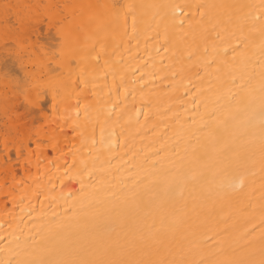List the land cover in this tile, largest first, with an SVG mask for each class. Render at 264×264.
<instances>
[{"label": "snow or ice", "instance_id": "snow-or-ice-1", "mask_svg": "<svg viewBox=\"0 0 264 264\" xmlns=\"http://www.w3.org/2000/svg\"><path fill=\"white\" fill-rule=\"evenodd\" d=\"M51 7V6H49ZM64 9H72L69 16L58 13L63 19L56 20L49 14L47 23L55 27L59 36V47L55 45L48 48L39 45V42L29 43L27 32L35 31L41 20V13L30 14L25 17L19 4L9 2L0 3V19L4 23L3 40L5 52L14 56L20 65L23 76H20L12 67L0 69L5 81L4 88V114L9 112L19 113L16 99L23 97L25 112L28 109H39L40 101L52 93L53 118L52 122L59 128V135L67 138L65 127H70L74 138H78L81 148L89 142L96 147V127H100V144L108 141L109 150L115 134V125L121 120L131 123V112L138 117L141 113L135 108L129 110L127 101L131 95L144 93L150 89L151 80L159 78L161 82L168 80L167 75H159L153 56L147 51L150 42L155 41V54L160 56L161 50L171 53L170 61H180L179 71L176 63L167 66L173 81L181 73L192 72L200 76V68L216 67V84L214 88L205 90L202 84L193 82L191 76L181 77L192 84V88L185 86L186 96H192L191 104L193 117L191 124L180 129L185 143V153L192 148L193 160L183 172L174 174L173 178L163 187L153 185L152 190H158L160 198L159 217L141 216L145 203L135 193L132 196L124 192H111V199H100L99 190L94 183L93 172L96 168L95 161L90 165L84 159L77 163V154L80 148L69 149L64 153L58 135L47 136L41 139L40 131L26 132L18 121L24 119L20 113L13 118L15 127L5 123L2 134L5 138V148L8 139L12 137L16 148L17 159L25 161V169L30 172L28 164L32 158L38 159V154L43 155L47 149L60 152L62 156L72 155V163L65 162L63 178L57 181L51 178L47 185L39 187L33 194L40 204V215H34L36 208L31 204L33 197L24 196L20 204L27 201V215L32 219L35 235H25L23 229L19 234L16 230L0 235L4 244L0 247V264H264V195L261 196L258 211L260 214L259 237L255 238L256 228H237L235 225L224 229L225 239L220 240L214 247H206L207 241L201 238L202 229L205 227L201 221L202 215H207L205 209L195 202L189 207L184 198L185 188L191 184L203 185L207 176L203 171L197 172L195 162L201 157L197 155L194 145H200L202 139L218 140L223 136L218 113L231 112L233 102L239 105L247 101L248 112L245 120H240L239 114L232 117L231 127L225 122L223 131L232 137V144H225L218 154V170L227 173L226 178L220 183L219 188L229 202L235 204V215L242 218L245 224H252L254 217L250 215L253 201L242 195L246 185L248 170L246 167H237L231 170L236 161L242 159L238 151V142L249 135V126L252 120L259 119L260 124V168L264 172V0L259 3L247 4H124L112 3L108 5H71L66 4ZM76 9H80L79 13ZM84 9H97L88 15L89 22L101 21L108 17L110 23L104 25L97 23L95 28L88 29L84 24H75L77 15L83 17ZM195 9V13H193ZM179 13V14H178ZM186 16L189 20H196V26L190 25L192 42L185 43L183 50L176 40L172 39L175 29L184 28L185 21L180 17ZM15 17V24L10 21ZM179 19V24L176 21ZM36 23H32V21ZM161 29L163 30L161 32ZM163 36V43L161 37ZM188 33L181 38L186 41ZM135 41V49L140 50L143 42L145 55L137 57L132 55L131 42ZM38 45V46H37ZM67 49V51H66ZM70 51V54H69ZM127 52L128 59L124 53ZM231 56V59L228 57ZM143 59V64L137 63L135 68L129 67L132 60ZM164 57L161 56L163 61ZM42 63L51 71L59 70V75L49 79L48 86L41 83L44 75H36L37 64ZM31 65V66H29ZM55 65V69L52 66ZM129 73L132 79H128ZM75 76L76 79L72 80ZM103 76L112 77L109 95L115 91L117 100L110 101L111 107H93L91 104H82L79 96L76 103L70 105L63 113L60 112L58 96L61 77L80 87L81 92L89 85ZM202 80V77H201ZM118 81V83H117ZM140 87L137 88L136 85ZM169 87H175L170 83ZM235 88L231 96L228 93ZM195 89L196 94H193ZM75 90V89H74ZM11 92V95H9ZM212 95L209 96L208 93ZM123 96L124 103L119 100ZM258 102V109H257ZM151 102L143 105L150 109ZM203 106L204 112L199 109ZM74 110V114H73ZM171 111V109H169ZM187 111V109H185ZM147 121L149 112L143 113ZM63 120L61 125L54 117ZM83 116V123L81 122ZM197 116L199 120H197ZM240 121L239 123H235ZM138 122V121H137ZM90 131L86 134V129ZM120 135H124L121 125ZM56 129H53L55 132ZM194 142V144H193ZM91 156V149H89ZM220 157H223L220 159ZM123 160V157L120 158ZM110 164V161H109ZM104 170V169H102ZM88 177V179H86ZM65 180L68 183H65ZM72 181L79 183L78 189H71ZM50 186V187H49ZM5 189L9 188L5 180ZM264 187V185H262ZM65 189H69L65 192ZM92 189V190H90ZM111 191V189H109ZM14 189L5 193V200L13 195ZM43 197V199H41ZM48 203L52 210V218L45 220L44 204ZM61 201L63 203H61ZM13 200V207H16ZM63 208V214L58 215L57 208ZM25 209L21 208V212ZM233 217L224 220L225 225ZM8 222L9 228L12 223ZM23 223V217L20 218ZM137 223L138 227L131 225ZM55 225V227H53ZM2 227V226H0ZM19 228V225H17ZM29 229V233H31ZM220 235V233H217ZM213 237H209L212 239ZM176 242V247L172 243Z\"/></svg>", "mask_w": 264, "mask_h": 264}, {"label": "bare ground", "instance_id": "bare-ground-1", "mask_svg": "<svg viewBox=\"0 0 264 264\" xmlns=\"http://www.w3.org/2000/svg\"><path fill=\"white\" fill-rule=\"evenodd\" d=\"M9 2L11 4H19L21 6V11L28 17L30 14L41 13V20L44 22L37 24L36 30L28 31L27 37L29 43L39 42V45H45L48 48L52 46L59 47V36L57 35L55 27H49L47 23V17L49 14L55 16L56 20L63 19L58 13L61 11L64 16H69L72 9H64V5H108L112 3H124V4H247V3H259V0H0V3ZM51 6V7H49ZM81 10L76 9L79 13ZM83 17L77 15L75 24H84L86 28H95L97 23H103L108 25L110 20L105 17L101 21L89 22L88 15L91 12L97 11V9H84ZM195 13V9H193ZM179 14V13H178ZM185 21L183 30L175 29L173 30L171 38L176 40L177 44L180 45L181 50L185 43L192 42V36L190 31V25L192 27L196 26L195 20H189L186 16L180 17ZM10 23L15 24V17L10 21ZM36 23V21H32ZM179 24V19L176 21ZM20 25L15 24V28L19 29ZM4 23L0 19V35H3ZM163 30L161 29V32ZM185 33H188L187 40L184 41L181 38ZM135 41L131 42L132 55L137 57H143L147 59L145 55V45L142 42L140 45L139 52L135 49ZM161 43H163V36L161 37ZM38 46V45H37ZM155 47H159L152 41L147 46V51L150 52L155 60L157 70L159 75H167L168 80L161 82L159 78H153L151 80L150 89L146 88L144 93L141 94L139 91L135 94V100L132 96H128V109L131 110L133 107L136 111L141 114L137 117L135 112H131L132 121L131 123H126L125 120H121L119 124L115 125V134L112 140L115 143L111 144V151L109 150L108 141L100 144L101 133L100 127H96L95 138L97 141L96 147H93L89 142L86 146L81 148L78 138H74L71 133L70 127H65L64 132L68 133L67 138L63 135H59V128L52 122V119H45V116L53 118V107H52V93L49 92L41 101L40 108L43 109V113L39 109H28L31 113L28 115L24 110L23 97L16 99V105L19 107V113L9 112L8 116H5L4 108V88L5 83L0 82V133H2L5 123L7 122L10 127H15L13 124V118L20 114H24V119L19 120L18 123L21 125L26 132H31L34 130L40 131L41 139H46L47 136L58 135L61 141V147L64 153H68L69 149L75 150V148H80L81 151L77 154V163L79 164L80 159H84L90 165L95 161L96 168L93 172L94 183H96V188L99 190L100 199H111V192H124L125 194L132 196L134 193L139 196L145 203L144 211L141 216L148 217L149 222H151V217H159L162 209L160 208V198L158 190H152L153 185H160L163 187L166 182L173 178L174 174L183 172L185 168L189 165V162L193 160L191 155L192 148L188 149V153H185V143L183 135L180 134V129L182 126L185 128L187 124H191L193 117V108L191 104L192 96H186L184 88H192V84L188 83V80L183 79L180 83L181 77L191 76L193 82L202 84L205 90L214 88L216 84V67L211 68H200V76L195 75L196 69L192 72L181 73L180 77L173 81L171 72L168 71L167 66L170 63H176V71H179L180 61H170L171 53H165L161 50L160 56L155 54ZM67 51V49H66ZM70 54V51H69ZM128 53L125 52V59H128ZM161 56L164 57L163 61ZM231 59V56L228 57ZM0 60L4 64L14 65L16 63L14 56H8L5 52L4 44L0 43ZM143 64V59L132 60L129 63V67L135 68L136 64ZM18 70L23 76V72L20 69L18 63ZM31 66V65H29ZM55 69V65L52 66ZM41 74L44 75V80L41 81L44 87L48 86L49 79L59 75V70L51 71L44 67L42 63L37 64L36 75L39 77ZM202 77V80H201ZM76 77L73 76L72 80ZM128 79L131 80V74L129 73ZM62 83L58 85L59 96L58 102L60 107V112L63 113L66 108L70 105L76 103V98L79 96L82 104H91L93 107H111L110 101L117 100V95L115 91L109 95V87L112 85V77H107V83L103 76L96 82L93 89L92 85H89L87 89L83 88V85L76 87V85L67 81L66 77H61ZM118 83V81H117ZM170 83H175V87H169ZM137 88L140 87L139 84L136 85ZM75 89V90H74ZM236 92L233 88L231 96ZM195 89H193V94L195 95ZM11 95V92H9ZM209 96L212 95L211 92L208 93ZM22 100V101H21ZM121 103H124L123 96L119 97ZM151 102L150 109L143 107ZM247 101H241L239 105L233 102V109L229 111H221L218 113L220 120L219 127L223 132V136L218 140L214 139H202L200 145H194L196 148L197 155L201 157L195 162V169L197 172L203 171L207 176V182L203 185H196L193 187L189 184L183 193L185 200L188 202L189 207L195 202L200 204L208 213L207 215L201 216V221H203L205 227L202 229L203 240L207 241L206 247H214L219 243L220 240L225 239L224 229L226 227H231L235 225L237 228L247 227L251 230L253 227L256 228L254 233L255 238L259 237V224H260V214L258 211L261 196L264 195V172L260 168V124L258 117L252 120L249 126V135L244 137L242 141L238 142V151L242 159L236 161L232 164L231 170L237 167H246L248 170V176L246 178V187L242 195L247 199L253 201V209L250 210V215L254 217L252 224H245L244 220L235 215V204L229 202V200L224 196V193L220 190V183L226 178L227 173L222 169L218 170L219 160L217 159L218 154L224 148V145L232 144V137L228 132L223 131L225 128V122L228 123V127H231L232 117L234 114H239L240 120H245L247 118L246 114L248 109L246 107ZM23 109V111H21ZM171 109V111H169ZM187 109V111H185ZM258 109V102H257ZM145 111L149 112L148 119L146 121L143 113ZM201 113L204 112L203 106L199 109ZM74 114V110H73ZM62 125L63 120L60 117H54ZM197 120L199 117L197 116ZM138 121V122H137ZM81 122L83 123V116H81ZM236 121L235 123H239ZM123 126L124 135H120ZM44 129H47V136L45 135ZM53 129H56L53 132ZM90 131L86 129L87 132ZM194 144V142H193ZM75 146V148L73 147ZM18 145L13 142L12 137L8 139V147L5 148V138L0 134V235H7L8 232L16 230L19 234L20 229H23L25 235H35L36 229L33 228L32 219L29 218L27 213V201L24 204H20V200L24 196L33 197L31 199V204L36 208V213L34 215H40L41 206L34 198V192L41 186L47 185V181L51 178L57 181V192H59L58 178H63V172L65 170V162L67 164L72 163V155L68 154L66 157L62 156L60 152H52L51 149H47L43 155L38 154L37 158H32L31 162L28 164L30 172L25 169V161L17 159L16 148ZM89 149H91V156L89 155ZM123 157V160L120 158ZM223 157H220L222 159ZM110 161V164H109ZM104 169V170H102ZM88 179V177H86ZM7 180L9 185L8 189H5L4 183ZM67 184L68 181L65 180ZM50 187V186H49ZM71 189H78L80 187L79 183L72 181ZM13 195L9 199L5 200V193L7 191L13 190ZM111 189V191H109ZM69 189H65L67 192ZM92 190V189H90ZM43 199V197H41ZM13 200L16 203V207H13ZM61 203H63L61 201ZM21 208L25 211L21 212ZM56 212L58 215L63 214V208H57ZM44 219L47 221L52 218V210L49 208L48 203L45 201L44 204ZM233 217L228 221V224L223 223L228 217ZM15 221L12 223V228H9L8 222ZM23 217V223L20 222V218ZM19 225V228H17ZM55 227V225H53ZM132 228L138 227L137 223L131 225ZM31 229V233H29ZM220 233V235H217ZM209 237H213L209 239ZM4 244L0 241V247ZM172 247H176V242H173ZM0 258H3V254L0 253Z\"/></svg>", "mask_w": 264, "mask_h": 264}, {"label": "rangeland", "instance_id": "rangeland-1", "mask_svg": "<svg viewBox=\"0 0 264 264\" xmlns=\"http://www.w3.org/2000/svg\"><path fill=\"white\" fill-rule=\"evenodd\" d=\"M0 43H3V40L2 39H0ZM5 67H12L20 76H22L21 75V72L18 70V67H17V64L16 63H14V65H9V64H4V62L0 60V69H3ZM0 82H4L5 83V81L3 79V73H2V71H0ZM21 111H23V109H21Z\"/></svg>", "mask_w": 264, "mask_h": 264}]
</instances>
